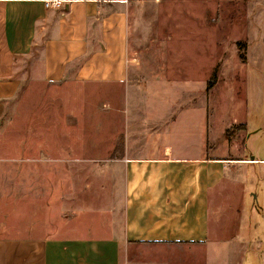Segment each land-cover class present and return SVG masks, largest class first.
<instances>
[{"label":"crops","instance_id":"0c3cea01","mask_svg":"<svg viewBox=\"0 0 264 264\" xmlns=\"http://www.w3.org/2000/svg\"><path fill=\"white\" fill-rule=\"evenodd\" d=\"M125 3L0 0V119L31 83L120 91L119 140L103 164L68 165L104 169L106 204L66 209L65 163L26 162L25 193L9 195V226L0 222V264H264V131L248 119L256 102L242 80L238 95L222 96L232 117L212 134L209 98L197 99L193 119L192 99L156 92L174 85L129 81ZM139 249L151 256H133Z\"/></svg>","mask_w":264,"mask_h":264},{"label":"rangeland","instance_id":"374dc122","mask_svg":"<svg viewBox=\"0 0 264 264\" xmlns=\"http://www.w3.org/2000/svg\"><path fill=\"white\" fill-rule=\"evenodd\" d=\"M124 1L129 81L174 85L156 92L192 99L193 119L200 118L201 105L194 108L197 99L209 98L210 131L217 134L232 117V102L222 96L238 95L243 80L245 95L256 102L249 122L262 124L264 131V0ZM249 85L254 89L248 90ZM119 96V90L101 85L31 83L6 103L0 119V224L9 226V195L25 193L31 172L25 163L32 161L65 163L66 209L103 208L104 169L68 165L103 164L105 147L112 138L114 144L119 140L114 122ZM234 132L231 128L228 136ZM57 173L49 170L52 194L57 193ZM133 252L151 254L146 249Z\"/></svg>","mask_w":264,"mask_h":264},{"label":"trees","instance_id":"16d2710c","mask_svg":"<svg viewBox=\"0 0 264 264\" xmlns=\"http://www.w3.org/2000/svg\"><path fill=\"white\" fill-rule=\"evenodd\" d=\"M211 88V81H209L206 85V91H208ZM240 128V127H237Z\"/></svg>","mask_w":264,"mask_h":264},{"label":"built area","instance_id":"2783aa9c","mask_svg":"<svg viewBox=\"0 0 264 264\" xmlns=\"http://www.w3.org/2000/svg\"><path fill=\"white\" fill-rule=\"evenodd\" d=\"M52 4H57V3L54 1V2H52Z\"/></svg>","mask_w":264,"mask_h":264}]
</instances>
